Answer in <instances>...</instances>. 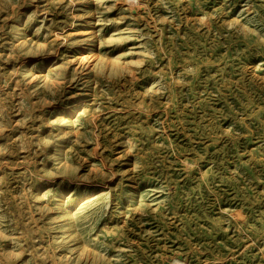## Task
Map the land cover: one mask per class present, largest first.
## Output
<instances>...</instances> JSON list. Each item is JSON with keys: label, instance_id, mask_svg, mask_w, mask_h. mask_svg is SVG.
Segmentation results:
<instances>
[{"label": "rangeland", "instance_id": "374dc122", "mask_svg": "<svg viewBox=\"0 0 264 264\" xmlns=\"http://www.w3.org/2000/svg\"><path fill=\"white\" fill-rule=\"evenodd\" d=\"M0 264H264V0H0Z\"/></svg>", "mask_w": 264, "mask_h": 264}, {"label": "bare ground", "instance_id": "6f19581e", "mask_svg": "<svg viewBox=\"0 0 264 264\" xmlns=\"http://www.w3.org/2000/svg\"><path fill=\"white\" fill-rule=\"evenodd\" d=\"M82 53V52H81ZM81 61H82V59H81ZM37 74V73H36ZM135 79V78H134ZM63 179V178H62Z\"/></svg>", "mask_w": 264, "mask_h": 264}]
</instances>
